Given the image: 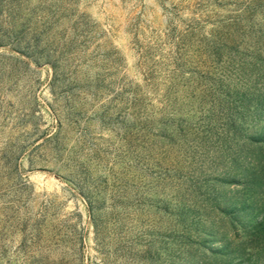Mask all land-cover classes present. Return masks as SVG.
Segmentation results:
<instances>
[{
    "label": "rangeland",
    "instance_id": "1",
    "mask_svg": "<svg viewBox=\"0 0 264 264\" xmlns=\"http://www.w3.org/2000/svg\"><path fill=\"white\" fill-rule=\"evenodd\" d=\"M0 264H264V0H0Z\"/></svg>",
    "mask_w": 264,
    "mask_h": 264
}]
</instances>
